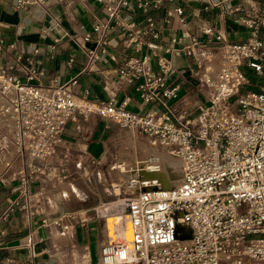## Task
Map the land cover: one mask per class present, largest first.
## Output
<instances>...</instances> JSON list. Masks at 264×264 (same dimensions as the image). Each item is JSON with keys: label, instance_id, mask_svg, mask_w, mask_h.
Masks as SVG:
<instances>
[{"label": "built area", "instance_id": "2783aa9c", "mask_svg": "<svg viewBox=\"0 0 264 264\" xmlns=\"http://www.w3.org/2000/svg\"><path fill=\"white\" fill-rule=\"evenodd\" d=\"M160 2L135 0V7L146 11ZM33 3L43 1L18 0L17 8L26 10ZM129 4L111 0L106 6L109 23L98 24L94 31H120L139 52L143 36L155 26L149 20L146 31L135 32L122 16ZM174 13L187 20L180 8ZM249 27L252 36L243 43H222L214 29L205 27L212 37L209 46L199 38L185 43L173 39L164 49L193 59L192 76L205 92L195 111L179 109L180 88L169 82L177 69L154 48L130 58L118 71L123 85L139 82L136 92L148 109L138 112L127 108L129 98L120 105L114 99L93 103L76 97L70 88L76 81L61 84L52 79L46 87L36 86L30 83L35 73L22 82L1 67L0 160L10 157L6 166L15 159L22 163L17 196L4 218L17 210L28 217L45 214L47 189H60L69 176L66 127L78 115H95L117 129L134 131L154 151L131 166L119 163L122 178L114 191L123 196L120 202L131 220L132 238L105 237L97 264H264V82L256 85L258 91L241 90L251 84V77L264 78V41L259 37L264 20ZM13 48L0 40V52ZM88 54L90 60L97 57L93 51ZM172 170H179L180 180L164 187L160 178ZM167 179L173 180L170 174ZM35 183L43 185L38 192L31 189ZM104 206L69 218L82 227L100 223ZM53 224L43 219L40 227ZM40 227L27 237L32 259L37 257L34 237ZM81 258L82 264H93L88 248Z\"/></svg>", "mask_w": 264, "mask_h": 264}, {"label": "crops", "instance_id": "0c3cea01", "mask_svg": "<svg viewBox=\"0 0 264 264\" xmlns=\"http://www.w3.org/2000/svg\"><path fill=\"white\" fill-rule=\"evenodd\" d=\"M42 1L43 4L33 3L20 10L18 0H0V40L14 46L0 52V68L11 69L22 82L35 73L30 83L36 86L46 87L52 79L61 84L76 81L70 87L76 97L93 103L114 99L120 105L129 98L127 108L134 112L148 107L136 92L138 81L123 85L119 80L118 71L130 58L151 53V48L162 51L177 69L169 82L180 88L179 109L195 111L204 99L192 76L194 61L183 53H165L164 49L173 39L185 43L199 38L203 45L209 46L212 37L203 31L205 27L214 29L222 43H243L252 36L251 22L264 20V0H161L146 11L138 10L135 0H129L127 10L122 13L126 23L133 24L135 32L146 31L149 20L155 26L154 32L143 36L144 45L137 52L136 43H126L127 38L120 31H94L98 24L109 23L106 6L111 0ZM176 8L182 10L187 20L182 22V16L174 13ZM259 37L264 41L262 27ZM89 51L97 57L90 60ZM243 69L244 73L249 71L247 67ZM263 82L264 78L251 77V84L244 91H258L256 85ZM115 134L117 128L95 115H78L68 124L64 137L71 150L69 176L60 189H47L42 216L28 217L17 210L4 218L17 196L22 163L15 159L6 166L10 157L0 160V264H82L84 248L90 250L93 264L98 263L102 240L96 226L82 227L69 216L90 211L92 208L85 209L90 205L113 203L117 194L102 172L111 163V141ZM42 187L41 183H35L31 189L38 192ZM43 219L50 224L61 222L40 227ZM37 227H40L34 237L37 257L32 259L27 237ZM113 236L117 237L115 233L107 235L115 239ZM69 257L72 260L68 261Z\"/></svg>", "mask_w": 264, "mask_h": 264}, {"label": "rangeland", "instance_id": "374dc122", "mask_svg": "<svg viewBox=\"0 0 264 264\" xmlns=\"http://www.w3.org/2000/svg\"><path fill=\"white\" fill-rule=\"evenodd\" d=\"M245 71V69H243V72ZM253 82V79H252ZM256 82V81H255ZM247 88L244 86L241 88L242 92H244V90H246ZM201 98L205 99V92H201ZM111 163L105 167L104 171L102 172L103 177L107 180V182L109 183V186H113L114 188V184L116 182H119V179L122 178L121 177V169L118 168V165L120 162H124L127 166L128 165H133L136 163V161H140L143 160L145 158H147L149 155H151L154 151L149 148L147 142L145 141V139L143 137H139L134 131L129 130V129H118V134L114 136V138L111 141ZM118 168V169H117ZM128 167H126V171H127ZM179 173V170H178ZM165 174V176H164ZM169 174L170 172H166L163 173V182L165 183V185L168 187L169 185H173L171 184L170 181H168L167 178H169ZM174 176V174H173ZM164 177H166V179H164ZM179 178V175L174 176ZM173 179V178H172ZM117 195L115 196V198L113 199V203L112 204H95V205H90L89 207L85 208H92L90 209V213L92 214L93 211L102 206H104V209H106V211H104V219L100 221V223H94L90 226H96L97 228V234H98V238L100 240L105 239V237H107V221L110 218H114V217H123L124 216V206L122 205V203L120 202V199L123 198L122 194H118V192H115ZM120 219V218H119ZM125 222L129 220L128 219H123ZM121 221V220H120ZM115 240H120L119 238L116 237ZM61 254V253H60ZM83 254V251L81 253V256ZM70 260H72V257L68 258ZM69 263V262H68Z\"/></svg>", "mask_w": 264, "mask_h": 264}, {"label": "bare ground", "instance_id": "6f19581e", "mask_svg": "<svg viewBox=\"0 0 264 264\" xmlns=\"http://www.w3.org/2000/svg\"><path fill=\"white\" fill-rule=\"evenodd\" d=\"M173 174H174V176H177L178 175V171H176V170L170 171V178L171 179L173 178V180L170 181L171 184H173V183L177 184L180 179L177 178V177H174ZM164 176H165V174H164ZM160 179H161V181H163L162 177ZM164 179H166V177H164ZM163 184H164L163 185L164 187H167L164 182H163ZM119 218L120 219L121 218L122 219H128L129 222L128 221L125 222L124 220L120 221ZM106 231H107V235H113L115 233L117 235V238L124 239L126 241H131V238H132L131 220H130V218L127 215H124L123 217H118V218L114 217V219L111 218L107 222ZM114 238L116 239V237H114Z\"/></svg>", "mask_w": 264, "mask_h": 264}]
</instances>
